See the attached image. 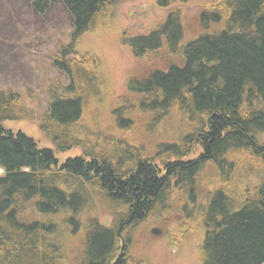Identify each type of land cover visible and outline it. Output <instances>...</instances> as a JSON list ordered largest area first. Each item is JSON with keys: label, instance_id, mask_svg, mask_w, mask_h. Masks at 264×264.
Returning <instances> with one entry per match:
<instances>
[{"label": "trees", "instance_id": "trees-1", "mask_svg": "<svg viewBox=\"0 0 264 264\" xmlns=\"http://www.w3.org/2000/svg\"><path fill=\"white\" fill-rule=\"evenodd\" d=\"M119 1L29 0L40 15L59 2L72 20V43L54 60L69 82L50 92L41 129L60 153L85 152L60 164L7 130L29 116L19 94L0 92V264H145L135 255L139 225L163 218L178 226V216L182 231L203 233L201 264H264V0L208 2L197 39L185 41L174 10L149 37L127 40L138 58L163 52L167 68L129 80L105 134L83 121L108 89L100 60L74 47L111 21ZM87 189L109 224L96 209L86 215ZM81 227L77 255L66 241Z\"/></svg>", "mask_w": 264, "mask_h": 264}, {"label": "rangeland", "instance_id": "rangeland-1", "mask_svg": "<svg viewBox=\"0 0 264 264\" xmlns=\"http://www.w3.org/2000/svg\"><path fill=\"white\" fill-rule=\"evenodd\" d=\"M210 1L213 0H176L162 7L159 0H120L105 27L79 38L74 47L76 54L79 58L86 53L99 58L108 88L102 100L89 105L84 112L83 121L91 130L111 133L110 109L126 94L129 80L146 77L155 69L167 68L168 60L163 52L138 58L126 41L140 36L149 37L174 10L180 12L185 41L197 39L201 32L200 13ZM72 25L70 16L59 2L52 3L50 10L40 15L33 12L29 0H0V92L19 94L29 116L26 120L8 121L4 127L14 134H26L35 140L40 149L52 150L60 164L81 157L85 152L77 149L60 153L41 129L50 92L67 86L69 82L67 76L57 70L54 60L60 56L62 49L72 43ZM161 126H155L156 132L161 133ZM168 126L169 123L165 125L166 129L163 128L164 135L173 137L167 130ZM200 153L201 150L196 149L191 159ZM92 191L87 189L86 215L89 217L96 209L99 216L93 212V217L100 223L109 224L110 214L102 209ZM177 191L174 190V195L178 194ZM204 196V191L196 195L197 201L203 202ZM180 197L181 194L176 196L179 204L182 201ZM174 208L179 212L180 205L175 203ZM177 219L178 226L163 218L159 219V223L149 221L140 224L135 255L139 254L145 264H201L199 247L204 238L201 229L193 225L188 228L190 231H182L180 223L184 219L180 216ZM81 228L71 233L66 241L73 248L70 253L74 252L75 246L79 248L75 256L82 254L86 229ZM155 231L156 234L153 233Z\"/></svg>", "mask_w": 264, "mask_h": 264}, {"label": "water", "instance_id": "water-1", "mask_svg": "<svg viewBox=\"0 0 264 264\" xmlns=\"http://www.w3.org/2000/svg\"><path fill=\"white\" fill-rule=\"evenodd\" d=\"M154 234H156V231L155 232H153Z\"/></svg>", "mask_w": 264, "mask_h": 264}]
</instances>
